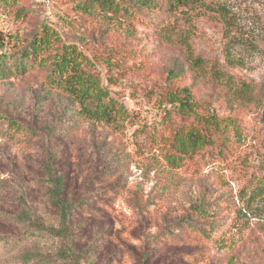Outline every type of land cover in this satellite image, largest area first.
Wrapping results in <instances>:
<instances>
[{
	"label": "rangeland",
	"instance_id": "rangeland-1",
	"mask_svg": "<svg viewBox=\"0 0 264 264\" xmlns=\"http://www.w3.org/2000/svg\"><path fill=\"white\" fill-rule=\"evenodd\" d=\"M155 1L128 15L55 0L49 19L35 0H0L4 65L42 40L24 74L0 78V264H264V195L249 199L264 179V0H226L224 22ZM67 47L111 118L45 80ZM183 88L194 114L167 99ZM185 125L213 145L177 153ZM57 194L78 201L73 258ZM196 207L219 209L210 239L184 222Z\"/></svg>",
	"mask_w": 264,
	"mask_h": 264
},
{
	"label": "trees",
	"instance_id": "trees-1",
	"mask_svg": "<svg viewBox=\"0 0 264 264\" xmlns=\"http://www.w3.org/2000/svg\"><path fill=\"white\" fill-rule=\"evenodd\" d=\"M131 1H135L136 3H139L140 6L151 10H156V5L158 4L155 0H84L83 4L80 5L85 6L86 9L92 6H99L112 13L123 12L124 14L131 15L135 13L132 9L133 6L131 5ZM35 2L40 6L37 1ZM227 7L228 4L226 0H168L165 12L173 13L176 10L183 9L181 12L196 10L198 13L202 14L203 12L201 11L206 10L215 14L219 20L224 22L228 19ZM129 10L131 11L129 12ZM8 36V32L0 30V54L5 53L7 50L8 41L6 40ZM41 41V38L39 40L36 37L33 38L27 48L20 52V56L15 59L10 67L4 65L6 58L1 59L0 78H6L12 73V71L17 74H24L27 68L32 66L37 54V45H40ZM29 53L31 54L30 58ZM79 57V54L74 52L70 47H67L66 49L63 48L61 56L53 64L50 72H47L45 80L49 83L55 84L56 88L63 90L68 96H71L72 100L79 104L81 111L88 115V117L94 119H101L102 117H105L106 119L111 118L112 107L109 106L108 102L106 103L102 101L100 96L102 94L98 93L99 90L95 91L94 89H91L89 84H85L86 80H82V78H79L76 74L77 67H75V65ZM67 70L70 71V74L65 78L62 77L61 74L65 73ZM186 91L187 88H183L181 97H179L178 93L167 94V99L171 105L172 103H177L179 111L183 114H194V109L197 107V104L190 100V96ZM184 93H187V95L184 96ZM231 124L233 123L231 122ZM171 142L176 152L181 155L195 154L201 149L213 145L212 139L207 136L206 133L202 132V130L193 126L186 127V125L175 130ZM60 184L63 186L62 188L64 191V179L62 176L58 175L57 187ZM60 192L57 191V193ZM262 195H264V179L259 181V183H257V185L251 190L249 199L254 196L261 197ZM56 198L61 211L59 225L57 227L58 233L61 237H67V251L70 257L73 258L78 254V251L73 248L72 244L74 242V236L71 232L68 234L67 229L69 227L72 228L73 213L76 209H79L78 201H74L72 198H68L62 194H57ZM82 206L84 209L87 208L85 204ZM212 209V212H209L207 208L196 207L194 210L197 217L195 221L189 220L184 222L203 237L210 239L214 233L220 232L225 226L224 222L218 223L219 220H215L219 209L214 207ZM197 219L203 220V223L200 224ZM217 224L219 225L217 226ZM106 244L108 255L112 258L113 256L111 255L113 251L111 250V245L108 243ZM80 261L81 260H77L75 264L93 263L92 261L90 263ZM112 261L115 262L116 260L113 259Z\"/></svg>",
	"mask_w": 264,
	"mask_h": 264
},
{
	"label": "built area",
	"instance_id": "built-area-1",
	"mask_svg": "<svg viewBox=\"0 0 264 264\" xmlns=\"http://www.w3.org/2000/svg\"><path fill=\"white\" fill-rule=\"evenodd\" d=\"M37 1L41 7H42V10H43V13L44 15L51 19V15L53 14V10L55 8V0H35Z\"/></svg>",
	"mask_w": 264,
	"mask_h": 264
}]
</instances>
